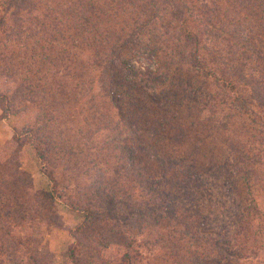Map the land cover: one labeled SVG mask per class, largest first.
I'll return each instance as SVG.
<instances>
[{"label": "trees", "instance_id": "16d2710c", "mask_svg": "<svg viewBox=\"0 0 264 264\" xmlns=\"http://www.w3.org/2000/svg\"><path fill=\"white\" fill-rule=\"evenodd\" d=\"M1 32L5 34L3 51L8 54L0 52L1 78H7L11 65L13 69L26 68L30 77L20 71L12 74L19 92L32 101L45 100L25 60L32 46L19 48L24 50V58L15 47L7 50L11 46L8 43H20L22 33L34 38L42 59L56 51L57 69L62 63L66 66L58 83L61 86L55 87L67 91L61 93L66 105L57 118H44L43 123L23 134L41 161L50 190L35 191L26 174L15 181L9 174L5 173L7 179L0 174V182L8 184L0 192V264H40L32 249L34 237H20L14 232L22 226H46L47 231L60 228L56 203L61 199L83 216L71 233L65 264H137L134 257L140 258L139 264H264V212L255 204L252 185L242 184L249 172L255 178L260 174L258 167L264 169V0H0ZM220 45L222 52H217ZM47 47L49 55L43 53ZM143 55L154 60L152 69L135 68L134 59ZM18 56L23 58L20 65L16 63ZM3 60L10 64L8 69ZM154 75L164 76V81L149 85ZM182 76L200 77V81L192 83ZM203 78L226 90L228 101H220L229 110L226 123L240 118L244 129L240 134L252 138L240 158L228 161L248 172L242 182L227 175L220 185L209 168L200 171L201 162L176 159L157 149L162 146L157 134L168 124L165 119L174 112V119L177 117L174 97L164 95L170 89L163 87L165 82L175 84L176 80L178 88L192 94L189 101H198ZM8 99L0 93L2 110L6 105L9 112ZM214 99L215 95L211 96ZM114 101L125 109L120 111L123 116L113 119L105 110L116 108ZM209 104L205 112L221 111ZM151 105L158 112L164 111L158 114L161 119L157 118L149 134L152 125L145 119L150 112L144 109ZM66 109L70 116L73 114L69 123H77L80 139H91V125H95L92 130L106 137L102 148L106 158L116 153L117 161H129L135 175L133 190L141 192L140 199L153 200L148 204L145 200L142 204L123 201L129 197L125 193L111 211L98 205L79 209L65 193L62 195L60 190L65 191L67 185L59 186L54 168L66 159L64 167L76 169L81 151L71 149L72 139H59L61 147L57 142L45 148L43 145L56 141L52 124L60 121ZM142 120L151 143L139 138ZM86 132L89 135L85 137ZM21 136L14 132L12 141L18 146ZM129 142L138 144V153L148 155L152 162L136 161ZM203 173L212 178H205ZM87 196L81 192L83 200H88ZM116 207L121 217L113 213Z\"/></svg>", "mask_w": 264, "mask_h": 264}, {"label": "rangeland", "instance_id": "374dc122", "mask_svg": "<svg viewBox=\"0 0 264 264\" xmlns=\"http://www.w3.org/2000/svg\"><path fill=\"white\" fill-rule=\"evenodd\" d=\"M40 14L42 15V12ZM9 24L12 25L14 23L11 20L9 21ZM21 35L22 37L20 43H8L7 45L11 46H7V50H11V47H15V49H18L16 51L20 53L19 55L24 58V50L22 51L20 49H23L25 46H32L31 49L29 48V52L27 51L25 53V60L27 65L31 68L30 71L34 73V78L36 79L35 83H38L39 88L44 91L43 94L45 96V100L43 102H39V98H35L32 101L26 96V94L24 96L21 92H19V85L16 83L17 78L14 80L12 74H18L19 71L22 75L27 77H30L31 74L26 71V68H21V66L17 69H13L12 65L9 67L10 64L8 61L3 60V66L7 69L9 67L10 72H7V78H1L0 72V93H4L10 98V100L8 99V109H10V111L8 112L5 110L7 107L6 105L3 106V111L2 105L4 102H0V164H4L0 169V174L3 176L2 178L5 179L8 178L5 173L11 175L12 181L19 179L21 174H26L31 179L32 186L35 191H49L51 183L42 172L41 161L35 154L32 146L29 144V137L27 135L23 137V134H25V131L28 129H35L40 125V123H43L44 118L47 120L52 119L53 117L57 118L61 110H63L66 104H62L61 99L63 97L61 95L66 93L67 89L61 92L60 90H57L55 85L61 86V82L60 84L58 83L62 80L61 77L65 73V71L63 72V67L66 65L62 63L63 65L61 64L62 66H59L57 69L55 64L56 51H53L51 56L42 59L41 50L37 46H34V38H30V36H26L22 33ZM4 38L5 34L1 32L0 52L4 55H8L3 51V49H5ZM207 44L214 45L209 41ZM261 44L264 47V43ZM219 48L220 50H217V52H222L223 46L220 45ZM43 53L46 55L51 54L50 48L47 47L43 50ZM22 57H16V63L18 65H20V61L23 59ZM153 61V59L147 58V55H143L134 59L133 64L136 69L145 71L147 68L152 69ZM0 67L2 66L0 65ZM54 69H57V71L52 72ZM153 78L154 79L151 83H149V85H158L157 83L164 81V76L157 77V75H154ZM182 78L183 80L185 79V81H190L192 83L200 81V77L187 79L186 76H182ZM203 80H205L204 89L202 90L198 101H189L192 94L183 90L182 87L178 88L176 80L175 84L172 80L171 82H165V86L163 87L167 90L170 87V89L169 92H165L164 95L166 97H174L173 104L177 107V117L174 119V112L167 119L164 118L168 121V124L165 125V130H161L157 134L156 138L160 141V143H162L161 148L157 149L161 153H166L170 157H176V159H189L201 162L202 164L200 165L202 167L200 166V171L203 172L209 168L211 175L213 174L215 178H217L213 180L218 183L224 181L223 178L227 175H231L234 179L242 182V179H245L244 174L248 172L243 173L242 169L231 165L228 161L232 162L231 159L240 158V154L242 155L246 150H248L247 143L252 138L249 135L240 134V131H244V129H241L242 121L240 118H235L236 121L233 120V124L226 123L227 112L229 110L226 108L227 105H223L220 102L221 100H225L226 102L228 101V94L226 90L222 91L221 88L218 89L212 82L204 78L201 79L202 83ZM174 87H176V92L173 91ZM179 89H182V91ZM147 90L151 93L148 88ZM214 95L215 99L212 101L211 96ZM202 101H204L203 104ZM143 103H146V101H143ZM209 103H213V108L220 109L221 111H216L215 114L205 112V110L207 111L206 106H210ZM114 104L116 108L112 106V108L109 107L110 111L105 110L109 112L113 119L123 116V114H120V111L124 112L125 109V105L119 107V102L117 101H114ZM177 104H182V106L178 107ZM41 106H43L42 111L40 110ZM144 110L150 112L149 117L145 119L152 125L149 132L150 134L152 127L157 125V118H159V120L161 119V116L158 114H162L164 110L161 109V111L158 112L155 105H151V107L148 106ZM64 111L66 112L63 117L60 115V121L58 120L56 124H52L51 130L56 133V141H49V143L43 145L45 148V145L53 146L51 143H55L59 139H63L65 141L67 139H72L70 141V143H73L71 149L73 151L76 149L78 153L81 151L77 158L78 162L76 163V169L64 167V165H67L65 163L66 159L64 162L62 161L63 163L59 164L56 169L54 168L55 177L59 186L61 185V187H63L64 185H67L65 191H63V189L60 190L59 188L62 195L65 193L66 197H69L75 207H79V209L83 206L98 205V208L103 210L109 209L111 211L113 204H116V201L122 202L120 198L125 196V193L129 197L123 201L129 202L131 199L132 201L142 204L145 200L148 204L154 199V197L152 199L148 198V200L144 198L140 199L141 192L133 190L135 175L130 168L129 161H117L116 153L115 157H109L107 155L108 157L106 158V153L102 150L106 137H103L92 130L95 125H91V139L86 141L80 139L79 134L76 131L77 123H69V117L71 118L73 114L70 116V110L66 109ZM66 115L67 120L65 119ZM3 117L5 118L3 119ZM77 117L80 118L81 116L78 115ZM145 120L141 121V136L139 138L144 142L146 141L147 143H151L152 140L149 138L147 125L143 124ZM14 132L19 135L22 134L20 146L12 141ZM87 135H89V132H86L85 137ZM112 135L113 134H111V136ZM85 137L84 139H86ZM56 144H58L59 147L62 146L60 142H57ZM76 144H79V146H76ZM128 144L130 145V142ZM130 146L133 149L136 161L140 160L139 162L143 161L148 163L150 160L152 162V158L149 159L148 155L138 153V144L133 143ZM151 147H153V144H151ZM243 148L244 152L240 153ZM46 157L48 161H50L49 163H51V156L49 157L48 155ZM218 166H220V168H217ZM45 168L49 169L47 166ZM225 168L227 169L226 172ZM160 172L164 174L161 170ZM258 172L260 174L255 178L252 176V172H249V175L246 176L249 181L244 180L242 184L248 182L250 186L252 185L254 188L253 195L256 201L255 204L260 208L261 212H264L263 167H258ZM15 173V177H12ZM165 174H167L166 171ZM203 174L205 178L210 177L205 173ZM102 176L103 184L99 182V178ZM0 183V192L3 193L8 184L3 181ZM220 185H222V183ZM9 187L11 188V185H9ZM223 189H226V185ZM81 192H86L88 194V200L82 199ZM92 195L94 196V200L92 199ZM56 208L61 221L60 228L52 227L47 231L46 226L41 228L31 226L29 229L22 226L16 230L14 229V233L17 236L34 237L35 242L32 245V249L36 252V258L40 264H65L64 253L68 245L72 242L71 233L76 230L83 217L81 211L73 210L71 207H68L63 199L57 201ZM119 210L120 208L116 207L113 210V213H116L119 217H121V215H119ZM157 213L160 212L156 211L155 214ZM152 215L154 214L152 213ZM151 218L152 220H158V216H152ZM1 223L2 222H0V224ZM34 223L37 224L38 222L34 221ZM158 231L159 233H164L161 229ZM261 242H264V237H262ZM261 251H264V249ZM107 256L108 255H106V257ZM137 258L138 260H136ZM137 258L134 257V261L137 264L141 263V261L139 262L140 258ZM16 260H18V258ZM22 264H26V262H23Z\"/></svg>", "mask_w": 264, "mask_h": 264}]
</instances>
